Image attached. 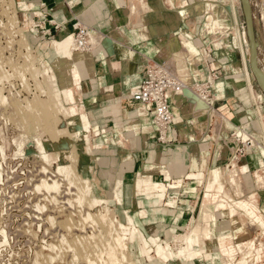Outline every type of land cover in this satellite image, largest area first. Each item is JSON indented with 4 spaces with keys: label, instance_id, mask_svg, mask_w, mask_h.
<instances>
[{
    "label": "rangeland",
    "instance_id": "1",
    "mask_svg": "<svg viewBox=\"0 0 264 264\" xmlns=\"http://www.w3.org/2000/svg\"><path fill=\"white\" fill-rule=\"evenodd\" d=\"M188 1L192 4L197 0ZM209 1L223 6L227 11H237L239 22L241 21L243 28L245 26L247 36L245 0ZM263 2L264 0H247L252 11L255 39L258 48L260 47L256 68L264 74ZM66 16L60 11L52 13L50 0H0V264L50 263V256L54 257L58 252L48 251L51 245L63 247V254L58 259L60 264H67L75 256L79 259L75 257L74 264H85L83 257L75 255L78 247L82 246L80 248L83 249L92 235L97 234L95 229L98 230L102 223L107 224L108 221H112L118 229L120 223L128 227L127 231H122L127 238L123 253L136 264H264V92L261 84L253 80V83L250 82L253 91L251 95L246 73V87L239 93L243 99H248L249 108H241L242 105L239 104L236 106L238 111L233 109L227 114V119L231 122L227 120L223 131L233 142L225 144L224 148L228 153L222 154L221 160L224 163L221 166L224 168L221 169V177L214 178L213 173L211 174L216 168L203 176L204 205H214L210 218L204 220V205L168 204V199H164L168 197L167 191L159 206L144 204L141 201L146 198L150 202L147 193L154 192L155 189L149 187L147 178L138 176L137 159L138 153L147 148L145 138L150 137L153 130L151 132L149 119L146 125L140 120V112H148L146 107H126L132 92L139 85L138 76L133 73L131 77L136 80L125 84L124 88L123 65L115 63L111 56L108 66H105L108 67L105 74H120L116 75L115 80L107 82L106 90L101 89L102 84L95 87L94 76L102 60H105L106 52L108 53L105 46L110 47L105 31L107 29L95 34L88 25L80 21L73 24L72 17L66 19ZM219 19L215 14L211 18L212 24L219 26ZM76 25L90 29L86 49H78L74 42ZM235 25L237 26V20ZM235 25L229 30L232 36L229 39L232 44L236 39L235 44L241 52ZM244 35L241 32V39ZM92 36L97 39L92 40ZM222 36L217 32L211 36V42ZM246 42L249 50L246 51L243 44V51L247 55L251 78L249 67L251 65L252 69L253 66L249 34ZM208 48L210 49V45ZM198 55L201 56L202 53ZM177 58L169 63L174 64L180 74H186V64L182 63V57ZM241 58L244 66L242 53ZM63 81L68 85L63 87ZM233 83L231 85L236 87L243 85L242 80ZM214 86L220 93L224 90L222 80H218ZM69 91L73 92L72 97L68 96ZM221 116L220 112L212 116L214 124L209 128L211 134L219 132ZM241 118L244 119V124L240 123ZM86 126L89 132L85 137L81 131ZM45 147L50 155L49 160L45 157ZM169 159L167 164L173 165L174 162L170 163ZM210 160L212 162L213 158ZM59 165L66 166L60 173ZM43 166L49 170V173H45L46 177L40 171ZM50 175L53 178L55 175L54 179L58 178L61 184L59 190H53L51 194L56 195L57 200L64 204L63 216L75 213L72 216L74 229L67 232L63 242L55 236L58 232H63V229L59 224L60 215L56 210L52 211L54 204L45 198L48 190L37 189L40 179H50ZM168 175L171 177V173ZM209 178L214 183L208 190L205 186L207 180L209 183ZM68 183L75 184L80 189L77 190L73 185L70 186L72 192L68 193ZM86 186V189L90 187V191L84 188L88 194L83 197L80 191ZM182 193L184 195L185 190H181V196ZM79 194L83 198L82 204L72 199ZM67 198L75 200L72 205L65 203ZM100 200L106 201L98 203L100 206H95L96 209L93 202ZM219 202L227 204L221 206ZM233 207L236 211L232 216L229 211ZM98 208L103 213L99 211L98 214ZM186 213L190 218L193 215L196 225L206 224L207 227L214 228L215 232L226 228L217 227V222L213 220L215 214H218L220 220L232 219L234 228L241 231L239 236L222 238L232 254L221 253L220 240L214 251V246L204 243L206 239L201 244L203 253L195 250L178 253L186 244L180 236L184 232L189 235L190 227L195 226V223L192 224L193 221L188 219L180 230L175 229L170 234L167 232L176 225L177 217L185 221ZM197 215H200L198 219ZM151 230H156V239L152 237ZM70 245H74V249ZM158 246L161 249L167 248L171 256L166 260L159 256ZM42 249L45 250L41 251ZM223 258L227 260H221Z\"/></svg>",
    "mask_w": 264,
    "mask_h": 264
},
{
    "label": "crops",
    "instance_id": "2",
    "mask_svg": "<svg viewBox=\"0 0 264 264\" xmlns=\"http://www.w3.org/2000/svg\"><path fill=\"white\" fill-rule=\"evenodd\" d=\"M62 1L50 0L52 13L60 11L64 16L65 14L67 15L66 17L68 18L66 19L72 17L73 24H77V21H80L88 25L95 34L102 33V30L107 29L105 31L109 37L110 47L107 48L105 46L108 53L106 52L105 60H102L94 76L95 87L98 88L102 84L101 89L106 90L105 87L108 86L106 85L107 82H110L112 79L115 80L116 75L120 74V72L110 75L105 74L108 68L105 66H108L111 56L115 63L123 65L122 70L125 77H123L122 86L124 88L125 84H131L136 80L131 77L133 73L138 76L140 83L145 77L146 68L150 62H170L176 60L177 56L182 57V63L186 64L187 68L185 72L190 81L205 83L208 78H212L213 85L209 89L211 98L209 104L204 102H200L199 104L196 99L190 97L186 102L179 100L178 97L174 99L175 104L172 105V108L176 122L169 127L163 139L160 138L159 129L153 121L152 114L140 112V120L146 125V121L149 119L148 122L152 126L150 127L151 132L152 130L153 132L150 137L145 138L147 148L138 153V159L135 157L139 164L138 176L140 175L152 180L160 177L161 182L164 183L165 181L166 183L164 184H168L167 187H169L170 182H177L181 185L182 191L186 189L187 180L188 182L193 181L191 175L201 173V180L195 183L193 191L189 193L185 192L184 195L182 193L181 196V190L176 194H171L170 190H167L168 197L164 199L166 201L168 199V204L171 201L172 204L203 205L204 196L202 189H204L205 183L203 176L205 173H210L214 168L216 169L213 171L218 169L221 172V169L224 168L221 166L224 163L221 160L222 154L228 153V151H225V144L233 142L228 137L229 135H226L223 131L224 124L230 121L227 119V114L233 109L238 111L239 109L236 106L239 104L242 105L241 108L248 107V99H243L239 93L241 89H245V85L247 84L241 52L235 44L237 42L236 39L234 38V44L229 39L232 37L229 30H231L232 25H235L236 20L237 26L235 25L234 27L236 28L234 29L238 28L240 32L242 27L241 30H245V26L243 28V24H241V21L239 22L237 11L236 13L231 11L232 9L227 11L219 4H211L209 0H197L192 4L188 0H72V3L69 0ZM249 8V12H247L245 5V13L249 21H251L252 11L250 5ZM215 14L218 16V19L220 18L221 26L216 27L214 23L212 24L211 18ZM217 32L221 35L223 34L222 38L220 36L216 39L217 41L211 42V36ZM209 42H211V56L209 60H205L202 55L199 56L198 54L203 52V49L206 48ZM244 46H246V51H248V44ZM259 50L260 47L258 48L257 46V57L260 55ZM248 59L250 64L249 56ZM249 70L252 73L251 82L258 81L253 68L251 69V65ZM218 80L223 81L224 90L222 93L218 92L214 86ZM239 80L243 81L242 86L238 85L236 87L233 85V82ZM114 83H117V81ZM231 83L233 84L231 85ZM67 85L65 81L62 82L63 87ZM245 94L247 93L245 92ZM68 96L72 97L73 92L69 91ZM129 100L130 102L126 103V107L141 105L131 98ZM217 112L222 114L221 127L218 133L211 134L209 128L214 124L212 116ZM243 121L244 119L241 118L240 123L244 124ZM238 124L235 125L240 127ZM88 132L89 130L86 126L82 129L81 134L86 137ZM78 134H80V131ZM46 156L49 160L50 155L47 148ZM168 158H170V163L174 162L173 165L167 164ZM203 158L206 160L204 165L194 167V163L199 162ZM210 158H213L212 162ZM141 161L144 162L143 166ZM166 172L171 173V177L168 175L169 179L165 176ZM212 183L214 182L210 181L209 178V183L207 180L205 186L206 189L209 190V186ZM174 195L176 196L174 197ZM153 200L155 201V199H150V202H147L145 198L141 202L147 205H154ZM158 204L160 205L161 203ZM219 204L225 206L227 203L219 202ZM252 210L250 214H252ZM235 211L233 207L230 208L229 212L233 216ZM217 215L213 216V220L217 222V227H226L221 231H216L218 233H216L218 244L220 240L221 253L232 254L227 244L222 242V238L237 237L241 231L234 228L232 219L220 220L221 218ZM254 215L257 216V214ZM191 216L192 218H190L188 213L184 215L186 219L185 223L188 219L193 221L192 224L195 222L193 215ZM199 217L200 215H197V219ZM257 220H259L258 217ZM219 232L223 235H219ZM204 243L214 246V251L217 249L218 244H215L213 240L208 241L206 239ZM195 251L203 253L198 249ZM216 255H219V253ZM217 264L222 263L218 262Z\"/></svg>",
    "mask_w": 264,
    "mask_h": 264
},
{
    "label": "bare ground",
    "instance_id": "3",
    "mask_svg": "<svg viewBox=\"0 0 264 264\" xmlns=\"http://www.w3.org/2000/svg\"><path fill=\"white\" fill-rule=\"evenodd\" d=\"M245 5H246V11L247 12H249V4L247 3V0H245ZM236 31V34H237V38H238V40H239V43H240V41H242V39H241V30H240V32H239V30H238V28L235 30ZM92 34V33H91ZM95 39H97V38H95V37H93L92 36V40H95ZM74 42H75V38H74ZM240 49H241V53H242V55H243V60H244V67H245V69L247 70V81H248V84H249V91H250V93H251V95L253 94L252 92V89H251V87H250V82H251V78H250V75H249V72H248V65H247V55L244 53V51H243V45H242V42H241V46H240ZM128 70H130V68H128ZM262 78H261V82H262V85L264 86V76H261ZM0 93H1V91H0ZM1 98H2V96H1ZM6 98V97H5ZM191 98V97H190ZM3 100H4V98H2ZM193 99H194V97H193ZM198 101H200V99H198ZM200 102H202V101H200ZM2 122V121H1ZM263 126V125H262ZM264 128V127H263ZM261 131H262V127H261ZM263 134V133H262ZM246 136V135H245ZM263 136V140H264V134L262 135ZM247 137V136H246ZM46 157V159L48 160V157L47 156H45ZM206 160L203 158L202 160H200L199 162H197V163H194V167H199V166H203L204 165V162H205ZM42 168V167H41ZM64 168H66V166H59L58 167V172L60 173L61 171H63V169ZM42 173H44L43 175H45V173H49V170L45 167V166H43V168L40 170ZM39 171V172H40ZM39 172H38V174H39ZM67 173V172H66ZM70 173V172H69ZM159 173H160V171H159ZM213 173V177L214 178H220L221 177V175H220V171L217 169V170H215V171H213L212 172ZM1 174V173H0ZM56 174H58V173H56ZM164 174V173H163ZM168 174H169V172H166V178L167 179H169L170 177L168 176ZM52 175V174H51ZM51 175H50V177H51ZM202 174L201 173H197V174H194V176L192 177L191 176V179H193V180H195V181H189V182H187V185H186V193H189V192H191V191H193L195 188H194V186H195V183L196 182H198L199 180H200V176H201ZM1 176V175H0ZM69 176V175H68ZM234 176V175H233ZM44 177V176H43ZM45 177H46V175H45ZM57 177V176H56ZM2 178V177H1ZM1 178H0V180H1ZM41 178V177H40ZM51 178H53V176L51 177ZM50 178V179H51ZM54 178H55V175H54ZM52 179V181H49L50 179L49 178H41L40 179V183H38L37 184V189H45L46 188V190H48L47 191V195L45 196V198L46 199H48L49 201H50V203H52V204H54V205H52V204H50V205H52V209H54V210H52V211H55L56 210V213H58L60 216H59V224H61V228L63 229V232H61L60 234H55V236L57 235V238H58V240L60 241V242H63L64 240H66V234H67V232L68 231H70V230H72V229H74V226H75V222L73 221V219H72V216L75 214V213H73V212H70V216H63L64 215V210H63V208H64V204H61V201L59 202L58 200H57V196L56 195H54V194H51V192H54L53 190H57L58 188H60V186H61V184H59V182H58V178H56V179ZM165 178V179H166ZM230 178V177H229ZM69 181H70V179H69ZM68 181V182H69ZM72 182V181H71ZM76 182V181H75ZM147 182L149 183V187L151 188V189H155L154 190V192H149V193H147L148 194V196H150V197H148V199H154L155 197H158V198H155V201L153 200V203H154V206H157V205H159L158 203H162V201H163V198H164V195H165V192L167 191V190H170V193L171 194H176V193H178L180 190H181V185L179 184V183H177V182H170V184H169V187H167L163 182H161L160 181V177L158 178V177H156V179L155 180H152V179H147ZM73 183V182H72ZM72 183H70V184H72ZM148 183H147V185H148ZM69 184V183H68ZM69 184V186L68 187H70V186H75V184H72V185H70ZM235 184V183H234ZM89 185V184H88ZM168 185V184H167ZM235 186V185H234ZM234 186H232L233 188H234ZM76 187V186H75ZM74 187V188H75ZM79 187V186H78ZM88 186H86V187H83L82 189H83V191H85V192H87V191H90V187L88 188V189H86ZM77 188V187H76ZM87 190H85V189ZM239 188V187H238ZM62 189V188H61ZM71 189V187L70 188H68V193H70V190ZM79 189H80V187H79ZM78 188H77V190H79ZM82 189H81V191H82ZM236 189V188H235ZM235 189H233L234 191H235ZM59 190V189H58ZM57 190V191H58ZM76 190V189H75ZM74 190V191H75ZM239 190V189H238ZM80 191V193H81V196L83 195V197H85L84 196V194H88V192L87 193H84L83 191L81 192ZM72 192V191H71ZM229 192V191H228ZM237 192H239V191H237ZM236 192V193H237ZM55 193H56V191H55ZM59 193V192H58ZM73 193H75V195H76V191L75 192H73ZM83 193V194H82ZM151 194H153V195H151ZM227 194V193H226ZM238 194V193H237ZM71 196H72V194H71ZM71 196H70V198H71ZM80 196V194L79 195H77V197L76 198H72V199H75L77 202H81V197ZM176 195H174V197H175ZM224 196H225V193H224ZM59 197V196H58ZM70 198H67L66 200V202L65 203H67V204H69V203H71V205H72V202H74L75 200H73L72 201V199H70ZM61 199V198H60ZM47 200V201H48ZM46 201V202H47ZM82 201H83V198H82ZM104 201H106V200H103V201H101L100 200V202H93V204H94V207L95 206H100L99 204H101V202H102V204H103V202ZM175 201V200H174ZM76 202V203H77ZM63 203V202H62ZM75 203V204H76ZM97 203V204H96ZM99 203V204H98ZM106 203V202H105ZM169 203H172L171 201H169ZM48 204H49V202H48ZM74 204V205H75ZM81 204H82V202H81ZM80 204V205H81ZM107 204V203H106ZM79 205V204H78ZM204 205V204H203ZM213 204H205L204 205V212H203V214H204V220H206V219H208V218H210V216L212 215V213H213V209H214V205L212 206ZM82 206V205H81ZM45 207V206H44ZM68 207V206H67ZM37 208H39V206H37ZM96 208V207H95ZM213 208V209H212ZM44 209V208H43ZM97 209V208H96ZM98 209H100V208H98ZM100 211V213H103L102 212V210L100 209V210H98L97 211V213ZM99 214V213H98ZM90 214H88V216H89ZM91 217V216H90ZM128 218V217H127ZM105 221H106V219H104ZM112 220V219H111ZM114 220V219H113ZM130 220H131V218H130ZM102 221H103V219H102ZM104 222V221H103ZM107 222V221H106ZM96 223H98L99 224V222H96ZM195 223V222H194ZM205 223H207L206 221H205ZM97 224V225H98ZM124 224V223H123ZM122 223H120V225L118 226L120 229H121V231H120V229H118V228H116V225L115 224H113L112 223V221L109 223V221H108V223L106 224L105 222L104 223H102V225H104V226H102L101 225V227L99 226V228H97L98 230H96L95 229V233H97V234H93L92 236L93 237H91V239H90V241L89 242H87V245L86 244H84V245H86V246H84L83 247V249H81L80 247H82V246H80V247H78L79 249L76 251V254L75 255H78V256H80V257H83L85 260H86V262H85V264H136L133 260H129V259H127L126 258V256H125V254L123 253V248H124V245H125V238L126 237H124V234L122 233V231H127L128 230V227L127 226H124ZM185 224V221H184V219L183 218H180V217H177V222H176V225H174L173 227H172V229L171 230H169L167 233L168 234H170L173 230H175V229H177V228H180L181 229V227H182V225H184ZM217 224V223H216ZM96 225V226H97ZM188 225V224H187ZM95 226V225H94ZM94 228H96V227H94ZM179 229V230H180ZM119 230V231H118ZM97 231V232H96ZM190 231H191V233L188 235V233H186V234H182L181 236H180V238H182L183 240H184V242L186 243L185 245H183V246H185V247H182V249H180L179 250V248H178V253H187V251L188 250H190V251H194V250H196V249H198L199 251H201V252H203L202 251V249H201V244H202V242L205 240V239H208V241L209 240H213L214 242H215V244L217 243L218 244V240H217V234H216V232H215V230H214V228H211V227H207L206 226V224H204V225H196V223H195V226H192V227H190ZM60 235V236H59ZM151 235H152V237L154 238V239H156L157 238V236H156V230H151ZM76 238H78V236H76ZM127 239V238H126ZM181 239V240H182ZM73 240H75V238H73ZM5 241H7L6 239H5ZM77 242V241H76ZM181 242V241H180ZM183 242V241H182ZM100 243H101V245H100ZM178 244V243H177ZM156 245H158V244H156ZM51 248H48L49 250L48 251H58L57 253H56V256H50V263H48V262H43L42 264H60L59 262H58V259L59 258H61V256H62V252L64 251V250H62L63 249V247L62 246H60L59 248H57L56 247V245H51L50 246ZM70 248H73L74 249V245H70L69 246ZM161 246H158V254H159V256H161L162 258H165V260L169 257V256H171V253H170V251L167 249V248H165V249H161L160 248ZM181 248V247H180ZM187 248V250H185ZM43 250H45V249H42L41 251H43ZM185 250V251H184ZM70 252H73L71 249H70ZM104 255H105V257H104ZM216 255V254H215ZM95 256H97V257H95ZM76 257V256H75ZM71 257L70 258V260L68 261V263L67 264H74L75 262H76V258H78V257ZM97 258V259H96ZM221 258V257H220ZM79 259V258H78ZM98 259L100 260V261H98ZM95 260H97L99 263H97V261H95ZM221 260H227V259H225V258H223V259H221ZM227 262V261H226ZM34 264H36V263H34Z\"/></svg>",
    "mask_w": 264,
    "mask_h": 264
},
{
    "label": "built area",
    "instance_id": "4",
    "mask_svg": "<svg viewBox=\"0 0 264 264\" xmlns=\"http://www.w3.org/2000/svg\"><path fill=\"white\" fill-rule=\"evenodd\" d=\"M264 11V2L262 3ZM244 37L240 41L247 44L248 34L242 31ZM246 36V37H245ZM90 29L86 26L76 25L74 27V38L78 49H86L89 45ZM203 49L202 55L205 60H209L211 50L208 46ZM185 75V76H184ZM213 85L212 78L207 82L190 81L186 74H180L174 64L169 62H150L146 68L144 79L132 92L131 99L148 109L152 114L153 121L159 129L160 138H164L167 130L176 122L173 112L174 99L186 102L191 97L209 104L211 98L209 89Z\"/></svg>",
    "mask_w": 264,
    "mask_h": 264
},
{
    "label": "water",
    "instance_id": "5",
    "mask_svg": "<svg viewBox=\"0 0 264 264\" xmlns=\"http://www.w3.org/2000/svg\"><path fill=\"white\" fill-rule=\"evenodd\" d=\"M245 6V4H244ZM247 17V15H246ZM247 22H248V34H249V40L251 43V49H252V66L253 70L257 76L258 82L261 84L262 88L264 89V86L262 85L261 82V76H264V74L256 68V63H257V42L255 39V34H254V27L252 24V20L249 21V18L247 17Z\"/></svg>",
    "mask_w": 264,
    "mask_h": 264
}]
</instances>
